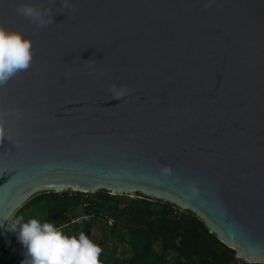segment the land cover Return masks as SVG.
Wrapping results in <instances>:
<instances>
[{"label":"water","instance_id":"95a60500","mask_svg":"<svg viewBox=\"0 0 264 264\" xmlns=\"http://www.w3.org/2000/svg\"><path fill=\"white\" fill-rule=\"evenodd\" d=\"M0 24L32 51L0 87V256L38 192L105 190L264 264V0H0Z\"/></svg>","mask_w":264,"mask_h":264},{"label":"trees","instance_id":"16d2710c","mask_svg":"<svg viewBox=\"0 0 264 264\" xmlns=\"http://www.w3.org/2000/svg\"><path fill=\"white\" fill-rule=\"evenodd\" d=\"M20 216L24 222L35 218L52 223L69 237L84 233L102 249L101 264H262L236 258L235 250L224 245L193 212L139 195L129 198L105 190L38 192L6 225L9 244L18 250L23 246L17 233L8 228ZM79 216L89 220L72 222ZM95 227L100 229L98 240L90 237Z\"/></svg>","mask_w":264,"mask_h":264},{"label":"clouds","instance_id":"9594fccd","mask_svg":"<svg viewBox=\"0 0 264 264\" xmlns=\"http://www.w3.org/2000/svg\"><path fill=\"white\" fill-rule=\"evenodd\" d=\"M64 7H69L64 4ZM18 14L34 18L36 10L26 5L17 7ZM39 26L43 27V21ZM31 41L18 30H8L0 24V87L31 64ZM8 231L17 233V239L25 249L20 264H101L102 249L84 233L78 237L67 236L52 223H41L33 218L24 222L16 218Z\"/></svg>","mask_w":264,"mask_h":264},{"label":"built area","instance_id":"2783aa9c","mask_svg":"<svg viewBox=\"0 0 264 264\" xmlns=\"http://www.w3.org/2000/svg\"><path fill=\"white\" fill-rule=\"evenodd\" d=\"M87 220H89L88 216H79L74 218L72 222L81 224ZM24 253V247L21 250H18L10 244H6L0 256V264H20V262L25 258Z\"/></svg>","mask_w":264,"mask_h":264},{"label":"rangeland","instance_id":"374dc122","mask_svg":"<svg viewBox=\"0 0 264 264\" xmlns=\"http://www.w3.org/2000/svg\"><path fill=\"white\" fill-rule=\"evenodd\" d=\"M129 198H134L135 196H133V195H130V196H128ZM100 233V229H98V227H95V228H92L91 229V231H90V237H96L97 238V240H98V236L100 235L99 234ZM99 244V243H98ZM122 245H119L118 246V250H121L122 249ZM240 260H242L243 262H246L244 259H241V258H239ZM248 263V262H247Z\"/></svg>","mask_w":264,"mask_h":264}]
</instances>
